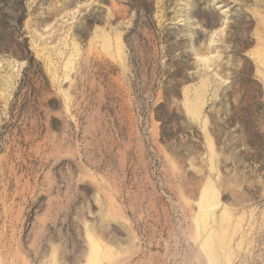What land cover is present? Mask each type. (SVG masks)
Here are the masks:
<instances>
[{
	"label": "rangeland",
	"instance_id": "374dc122",
	"mask_svg": "<svg viewBox=\"0 0 264 264\" xmlns=\"http://www.w3.org/2000/svg\"><path fill=\"white\" fill-rule=\"evenodd\" d=\"M0 264H264V0H0Z\"/></svg>",
	"mask_w": 264,
	"mask_h": 264
}]
</instances>
